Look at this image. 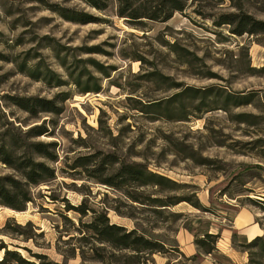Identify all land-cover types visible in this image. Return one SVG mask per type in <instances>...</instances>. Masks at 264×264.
Returning a JSON list of instances; mask_svg holds the SVG:
<instances>
[{"label": "rangeland", "instance_id": "374dc122", "mask_svg": "<svg viewBox=\"0 0 264 264\" xmlns=\"http://www.w3.org/2000/svg\"><path fill=\"white\" fill-rule=\"evenodd\" d=\"M90 1L0 0V178L23 183L30 158L53 172L23 211L0 206V245L34 264H192L185 228L208 247L241 211L264 243V0H188L165 22ZM123 165L168 181H125ZM104 217L162 253L98 241ZM254 238L197 262L264 264L241 248Z\"/></svg>", "mask_w": 264, "mask_h": 264}, {"label": "trees", "instance_id": "16d2710c", "mask_svg": "<svg viewBox=\"0 0 264 264\" xmlns=\"http://www.w3.org/2000/svg\"><path fill=\"white\" fill-rule=\"evenodd\" d=\"M92 5H95L94 2L87 0ZM120 4L123 5L124 11L129 12L124 14L121 12V15H127L134 19L146 18L152 21H161L165 22L169 20L175 12H181L185 8V4L188 0H163L156 3V7L153 10L148 8H141L145 0H118ZM139 3L136 7L135 5ZM166 10V12H164ZM90 19V18H89ZM88 18L82 19V22H89ZM80 21V20H78ZM244 33H252L251 30H237L235 34L242 35ZM37 146V145H36ZM35 146V147H36ZM37 148V147H36ZM38 151V150H37ZM16 171L21 173V177L24 182L14 180L12 178H0V206L10 208L15 211H23L25 205L28 202H31L29 187L32 185H38L39 183L46 182L47 178L46 172L50 173V178L53 176V172L45 167L44 164L39 162H34L33 160L27 159L17 165L15 168ZM119 176L125 181L136 182L140 186L153 184L155 186L162 185L163 181H168L162 176L157 174H151L145 171L139 165H123L119 170ZM40 175V176H39ZM110 185V184H109ZM26 187V189H24ZM179 202L170 203V205H177ZM264 211V199L260 203ZM71 208L70 210H72ZM81 215L85 213L84 210H77ZM81 211V212H80ZM102 228H95L96 233L99 238L98 241L105 242L115 248L120 249H131L135 252L148 251L149 254L162 253L160 251V245L157 242H153L144 238L143 236L136 235L135 230L126 232L124 228L119 227L115 224H109L107 218L104 217V222ZM193 237H195V244L202 250L201 253L197 252L193 256L187 258L192 264H198V259L202 258V255L207 256L211 255L216 251V241L219 239V234H204V237L209 240V246L207 247L202 239L196 237V232L192 227L185 228ZM122 233V234H119ZM106 236V237H104ZM107 236L110 238H107ZM236 234L233 232L232 238L234 239ZM30 239V238H27ZM259 245L261 250L264 251V243L262 237H255L249 243H242L241 248L244 251H248L252 247ZM3 250V257L0 260V264H34L29 260L22 257L16 251H10L4 245H0V252ZM35 258L39 259V264H67L66 261L62 263L46 261V256L43 255H34ZM252 254L248 253V264H254L251 259ZM67 258H65L66 260ZM42 261V262H41ZM197 262V263H196Z\"/></svg>", "mask_w": 264, "mask_h": 264}, {"label": "crops", "instance_id": "0c3cea01", "mask_svg": "<svg viewBox=\"0 0 264 264\" xmlns=\"http://www.w3.org/2000/svg\"><path fill=\"white\" fill-rule=\"evenodd\" d=\"M233 232L236 234V237L237 236L242 237L243 241H249L250 239L259 236V234L256 232V230L254 228L252 215L247 213L246 211H241V212H238L237 214L234 215L232 226L230 227V229H228L227 231H224V230L218 231L217 230V232L215 234H219L218 241L221 242L222 240H225L226 246L229 248L228 244H230V241H231V243L233 241L232 240L233 239L232 238ZM250 233H253L252 238H249ZM224 234H225V236H224ZM243 243H245V242H243ZM216 250H217V253H222L225 256H227V258H228V255L225 252L221 251L218 242H217ZM195 253H196V251H193L191 255H194ZM202 257L205 261L208 260V259H206L205 256H202ZM209 257H211V256H209ZM207 264H214V261H210Z\"/></svg>", "mask_w": 264, "mask_h": 264}]
</instances>
